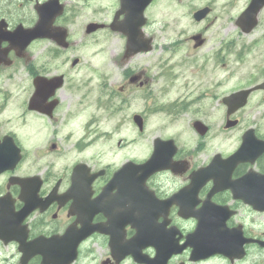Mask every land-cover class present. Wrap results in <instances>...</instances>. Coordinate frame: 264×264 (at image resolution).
<instances>
[{"label":"flooded vegetation","instance_id":"1","mask_svg":"<svg viewBox=\"0 0 264 264\" xmlns=\"http://www.w3.org/2000/svg\"><path fill=\"white\" fill-rule=\"evenodd\" d=\"M133 1L0 0V154L7 158L0 164V211L3 233L16 238L0 239V264L20 263L23 236L54 237L40 247L48 250L46 264H264V89L250 90L247 102L255 99V107L228 114L211 52L201 56L195 79L175 71L150 76L144 66L120 61L93 90L92 63L73 55L77 35L88 22L135 19ZM158 1L146 5L147 19ZM49 22L65 32L67 45L44 37L26 43L29 29ZM223 28L237 30L231 20ZM260 43L251 54L249 42V59L256 61L235 90L264 81V31ZM235 46L230 40L220 53ZM197 53L187 52L194 64ZM181 77L194 89L166 96ZM116 96L123 106L135 105L139 112L131 115L140 114L143 126L102 124L115 112L110 100ZM205 98L217 115L199 103ZM159 109L185 123L147 127L149 112ZM153 153L161 165L142 172ZM25 205L32 209L17 222ZM44 255L24 264H41Z\"/></svg>","mask_w":264,"mask_h":264},{"label":"rangeland","instance_id":"2","mask_svg":"<svg viewBox=\"0 0 264 264\" xmlns=\"http://www.w3.org/2000/svg\"><path fill=\"white\" fill-rule=\"evenodd\" d=\"M163 4L164 3H162L161 5H163ZM178 11L179 10H177V12ZM260 18H262V20H261V26H259V27L261 29H264V11L261 14ZM181 25H182L181 19L176 20V21H172V27H171L172 29L168 30L167 32H162V33H160V30L158 28H155V26L152 25L151 30L155 34L154 38L156 40V47L151 53L143 54V55L136 57V59L134 60V63H140V65H143L141 63L147 62V65H146L147 72H149V74H154L156 71H158L160 69L158 67V65L161 64L162 62H163V65L166 66L165 61H167V60H173V61L174 60L175 61L182 60L185 57L186 52H187L186 46L188 43L186 41H183L181 44L176 46V52H174V53H171L167 50H163V47H164L163 43L165 42L164 39L171 40V39H174L175 37H177L178 36L177 31ZM209 35H210V33L207 34V37ZM218 39L219 38L217 36V33H211L210 39H208L206 45L202 48V50H205V52H207V50L210 49L211 46H215L217 44ZM121 44H122V39L120 37H118V38L112 37V35H110V34L98 35L97 39H94V37H92L88 41H78V45H77L76 51L74 53L82 56L83 60L91 62L93 66H104V63H103L104 57L109 56L108 61L109 62L112 61L113 58L116 56L113 52L115 50L121 49ZM99 47H102V49H99ZM261 47H262V45L259 44L256 47V51H260ZM99 50H101V51H99ZM111 52L113 53L112 57H111V54H112ZM255 61H256V59H252L250 62L252 63ZM85 64L87 66H89L88 63H85ZM193 65H194L193 62L187 61L185 63L178 64L176 66V68L174 69V71L176 73H180L181 75L184 74L185 76H187L189 78L195 79L197 72L195 70L194 71L192 70ZM248 65H249V60L243 66L242 71H244ZM228 66H231L230 60L228 61ZM95 70H98V69H95ZM238 76L239 75L234 76L231 80H229L227 83H225L223 86H221V88H220L221 94H223V93L227 92L228 90L232 89L233 87L239 85V84H236ZM166 79H168V78H166ZM95 81H96V78H95V75H93V82H95ZM193 89H194L193 83H190L188 86L184 87L182 85V77H181L174 82L173 87L170 88L165 95L166 96H169V95L176 96V94L188 93ZM199 103L205 104V105L209 104L211 108H209V106H206L207 110L212 111L215 115H217L219 113L218 107L213 109L214 102H211L208 98L202 99L201 101H199ZM141 105H142V102L139 101V106H141ZM123 113H124V115H122V116L125 119L122 123H123V125L130 127L131 126L130 118H126V115L129 114V110L125 109L123 111ZM155 115H160L161 117L166 116L162 112L161 113L157 112L156 114L150 116V118L155 117ZM169 120H170V123H168V124H171L172 126L185 123V119L183 122L182 117L179 120L177 118L173 119L171 116H169ZM160 121H161L160 119L155 120V122H160ZM149 125H151V124L149 123ZM128 130H131V128H126V131H128ZM0 251L4 252V250L3 251L0 250Z\"/></svg>","mask_w":264,"mask_h":264},{"label":"water","instance_id":"3","mask_svg":"<svg viewBox=\"0 0 264 264\" xmlns=\"http://www.w3.org/2000/svg\"><path fill=\"white\" fill-rule=\"evenodd\" d=\"M230 99H231L230 97H226V98L223 99V101L229 104V103H231Z\"/></svg>","mask_w":264,"mask_h":264}]
</instances>
